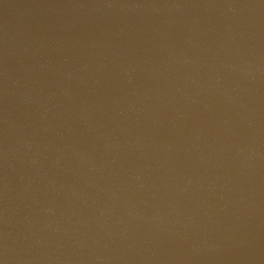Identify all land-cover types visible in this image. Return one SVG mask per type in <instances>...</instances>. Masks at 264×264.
I'll return each mask as SVG.
<instances>
[{"label":"water","instance_id":"obj_1","mask_svg":"<svg viewBox=\"0 0 264 264\" xmlns=\"http://www.w3.org/2000/svg\"><path fill=\"white\" fill-rule=\"evenodd\" d=\"M0 264H264V0H0Z\"/></svg>","mask_w":264,"mask_h":264}]
</instances>
